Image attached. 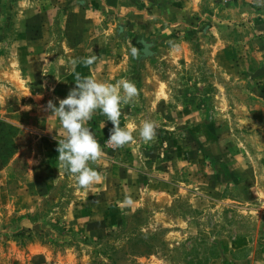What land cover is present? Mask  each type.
I'll list each match as a JSON object with an SVG mask.
<instances>
[{"label": "rangeland", "instance_id": "obj_1", "mask_svg": "<svg viewBox=\"0 0 264 264\" xmlns=\"http://www.w3.org/2000/svg\"><path fill=\"white\" fill-rule=\"evenodd\" d=\"M106 1L0 0V264H264V0ZM87 76L140 93L131 145L113 150L100 110L86 125L91 192L60 175L45 110Z\"/></svg>", "mask_w": 264, "mask_h": 264}, {"label": "clouds", "instance_id": "obj_2", "mask_svg": "<svg viewBox=\"0 0 264 264\" xmlns=\"http://www.w3.org/2000/svg\"><path fill=\"white\" fill-rule=\"evenodd\" d=\"M133 47L132 55H137ZM97 60L96 55H91L84 63L93 65ZM76 86L71 89L64 99H59L57 107L52 100L47 102L45 110L51 113L50 117L58 119L64 138L58 140L57 152L59 173L60 170L71 174L76 187L85 192H91L98 185L103 176L100 172L90 167L104 156L100 143L93 132L86 125L96 114L97 110L106 116L113 125L109 130L107 143L113 150L129 146L135 142L132 126H120L122 115L121 105H128L139 97V89L135 83L121 79L115 83L99 82L91 76L77 77ZM102 127H105L104 122ZM155 121L145 120L139 128L140 139L145 143L154 142L157 136ZM124 203L132 204L130 196L125 197Z\"/></svg>", "mask_w": 264, "mask_h": 264}, {"label": "crops", "instance_id": "obj_3", "mask_svg": "<svg viewBox=\"0 0 264 264\" xmlns=\"http://www.w3.org/2000/svg\"><path fill=\"white\" fill-rule=\"evenodd\" d=\"M123 0H116V2L113 1V5H120L122 4ZM100 3H104V0H99ZM125 4V3H124ZM140 7L135 9V21L134 23L137 24H148L150 20L155 19L156 17H159V10H160V5L157 4H149L148 1H142L139 2ZM153 6V7H151ZM1 10V8H0Z\"/></svg>", "mask_w": 264, "mask_h": 264}, {"label": "trees", "instance_id": "obj_4", "mask_svg": "<svg viewBox=\"0 0 264 264\" xmlns=\"http://www.w3.org/2000/svg\"><path fill=\"white\" fill-rule=\"evenodd\" d=\"M107 4H113V2H110L109 0L106 1Z\"/></svg>", "mask_w": 264, "mask_h": 264}]
</instances>
